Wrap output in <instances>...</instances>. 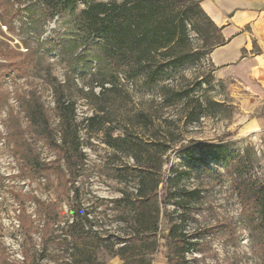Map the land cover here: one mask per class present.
<instances>
[{
    "label": "rangeland",
    "instance_id": "obj_1",
    "mask_svg": "<svg viewBox=\"0 0 264 264\" xmlns=\"http://www.w3.org/2000/svg\"><path fill=\"white\" fill-rule=\"evenodd\" d=\"M35 2L0 0V264H264L245 206L264 194V106L243 71L215 77L210 52L152 88L106 76L101 94L94 69L51 51L69 33Z\"/></svg>",
    "mask_w": 264,
    "mask_h": 264
},
{
    "label": "trees",
    "instance_id": "obj_2",
    "mask_svg": "<svg viewBox=\"0 0 264 264\" xmlns=\"http://www.w3.org/2000/svg\"><path fill=\"white\" fill-rule=\"evenodd\" d=\"M35 1L26 8L29 14L38 9L45 15V11L51 8L49 17L57 15L61 19L60 26L69 33L59 35L56 43L51 44V51L68 54L74 68L82 63L84 69H94L93 76L103 77L99 84L101 94L109 90L105 83L115 86L106 76L121 75L126 80H139L143 86L152 88L159 85L170 70L198 60L201 55L209 54L226 42L221 34L222 27H218L200 6L202 0H83L84 6L78 12V0ZM192 35L202 40L199 48L193 46L195 38ZM166 86L169 85L162 87ZM90 94L98 97L92 89ZM68 104L74 115L73 103ZM100 110L95 109L92 116L85 118L86 121L97 118ZM59 120L62 126L65 125L64 117ZM53 165L54 161L47 162L44 168L50 169ZM141 184L142 181L138 184V200L142 196ZM158 184L156 180L154 188ZM165 192L163 186L160 208L169 223ZM245 203L250 219L255 220L264 234V194L256 190ZM155 209L154 230L159 213L157 204ZM77 216L78 211L73 210V220L68 225L72 229L77 224L74 220ZM77 227L74 229L81 228L78 224ZM72 238L77 236L72 234Z\"/></svg>",
    "mask_w": 264,
    "mask_h": 264
},
{
    "label": "crops",
    "instance_id": "obj_3",
    "mask_svg": "<svg viewBox=\"0 0 264 264\" xmlns=\"http://www.w3.org/2000/svg\"><path fill=\"white\" fill-rule=\"evenodd\" d=\"M200 5L222 27L226 41L210 53L213 75L222 79L243 71L250 96L264 106V0H202ZM253 45L258 51L251 53ZM252 125L264 129V112Z\"/></svg>",
    "mask_w": 264,
    "mask_h": 264
}]
</instances>
